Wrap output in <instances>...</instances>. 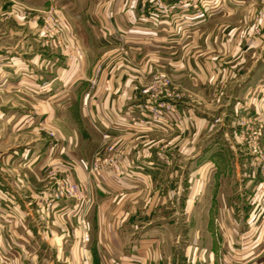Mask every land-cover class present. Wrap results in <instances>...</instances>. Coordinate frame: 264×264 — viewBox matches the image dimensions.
Segmentation results:
<instances>
[{
  "label": "crops",
  "instance_id": "0c3cea01",
  "mask_svg": "<svg viewBox=\"0 0 264 264\" xmlns=\"http://www.w3.org/2000/svg\"><path fill=\"white\" fill-rule=\"evenodd\" d=\"M11 1L29 11L48 2L2 0ZM51 1L66 18L67 46L83 57L47 49L31 24L9 30L21 36L14 45L0 44V264H264V173L243 153L234 119L252 115L264 133V8L255 37L257 0H217L222 8L205 20L180 8L182 0ZM222 12L232 14L229 34L242 37L222 77L223 98L210 111L179 101L165 122L144 128L124 122L136 112L154 50L167 51L161 64L173 80L207 97L223 67L190 61L180 48L189 36L204 45L205 35H219ZM103 132L123 151L116 180L87 172L105 147ZM139 133L155 135L134 140ZM62 177L91 202L63 199L47 210Z\"/></svg>",
  "mask_w": 264,
  "mask_h": 264
},
{
  "label": "rangeland",
  "instance_id": "374dc122",
  "mask_svg": "<svg viewBox=\"0 0 264 264\" xmlns=\"http://www.w3.org/2000/svg\"><path fill=\"white\" fill-rule=\"evenodd\" d=\"M204 2L210 3L211 0H204ZM217 3V0H215ZM257 9L256 14L257 17L252 19V27L254 29L255 37H258L260 34V17H262V9L264 8V0H257ZM218 9H221L223 4L222 2H218ZM158 12L160 11L159 6L157 4H153ZM30 9L25 7V4H21L15 1H11L10 4H4L2 0H0V44H4L5 41L11 42L10 44H15L16 41L20 40V35H10L9 30L11 29H20V27L25 25H33L38 30V39L39 42L46 47L47 49H60L55 46L57 44V34H53V36L49 37L50 32H54L56 30H60V33L63 35L64 40H67L66 30H65V16L62 11L59 9L54 2L48 0L47 4L45 3L42 7L35 9L34 11H29ZM155 10V11H156ZM216 12V11H215ZM213 12V13H215ZM209 13L204 17H200L202 20L208 19L209 15L213 14ZM47 15H51L47 18ZM232 15V14H230ZM229 13L222 12L217 16V22L214 27H219L220 34L214 35H205L203 38L204 45H201L197 40L196 35L189 36L184 42L186 43L187 49L185 50L183 47L180 48L181 52H185V54L189 57L190 61H207L209 60L219 64L220 69L223 67V70H226V73L219 72L215 75L213 79H217L212 82H209L207 97L201 98L197 97L191 90L185 89L182 85H180L177 81L173 80L171 71L167 69L165 65H162L161 62H165V53L166 50H154L153 54H155V63L151 65V68L148 72L142 74L141 80L138 86V95L137 101L133 104L135 108V114H129L124 118V122L133 127L139 129L144 128L149 124L157 123V122H165L167 118L171 115L175 114L176 106L179 101H186L192 105H198L207 110H211L214 105H216L217 101H220L223 98L222 91L225 87L224 85V77L223 75H227L229 77V72L227 71V65L229 61H231L233 57V46L235 38H242L240 36H234L229 34L227 25L229 23ZM19 16V17H17ZM211 19V18H210ZM260 19V20H259ZM56 20V21H55ZM20 23V24H19ZM46 32L48 34L45 36L43 33ZM210 33V32H209ZM208 40V42H207ZM45 41L50 43V46L45 45ZM8 42L6 44H8ZM208 43V44H206ZM68 51H65V55L70 59L69 53L74 51H79L81 59L83 57V53L80 49L76 48V50H70L67 47ZM64 50V49H63ZM74 50V51H73ZM120 55L125 60L131 58V53L127 52V50L120 49ZM253 57L250 58V62L253 64V68L258 64L259 59L255 62L256 56L258 55V48H252ZM148 57L147 53L145 57ZM157 56V57H156ZM218 66V65H217ZM99 65H97L95 72L99 71ZM218 67H216L217 70ZM225 73V74H224ZM228 73V74H227ZM190 76H193L191 79H195L194 77L197 75L196 71L193 70ZM190 79L189 77H187ZM212 79V78H211ZM192 83V82H191ZM193 87V84L189 85ZM225 90V89H224ZM199 98V99H198ZM148 109V110H147ZM150 109V110H149ZM157 109L159 112L154 113L153 110ZM27 122H33L34 116L32 114L27 115ZM214 119V118H213ZM235 125L239 127L238 131V141L243 146V153L248 154L252 159V165L259 167L260 170L264 173V138H263V125L260 121L255 119L252 115L240 114L234 117ZM218 118H215L213 121L216 122ZM150 135H155L154 133H139L138 136L133 135L134 140H142L147 139ZM101 140L104 144L103 151L99 152L104 157H117L116 154L123 152L121 149L117 147V143L115 140H111L110 137L103 138L101 134ZM95 156V154H94ZM93 156V157H94ZM92 157V158H93ZM91 158V160H92ZM118 158V157H117ZM119 160V158H118ZM119 162V161H118ZM120 164V163H119ZM88 172V169H87ZM65 179V177H62ZM59 180V179H58ZM72 181V180H71ZM76 183V182H74ZM56 185V183H55ZM54 185V187H55ZM76 185H78L76 183ZM80 190L81 187L78 186ZM256 200L258 195H255ZM261 196V195H260ZM73 199L82 204H89L91 202V198L89 202H86L84 196L80 195L79 197L69 198ZM261 200L264 199L260 198ZM264 205V202L261 203ZM260 209L258 212L262 211ZM258 214V213H257ZM81 223V222H80ZM84 224L87 229V224L84 219ZM88 232V231H87Z\"/></svg>",
  "mask_w": 264,
  "mask_h": 264
},
{
  "label": "built area",
  "instance_id": "2783aa9c",
  "mask_svg": "<svg viewBox=\"0 0 264 264\" xmlns=\"http://www.w3.org/2000/svg\"><path fill=\"white\" fill-rule=\"evenodd\" d=\"M160 7L163 6V3L160 1L155 3ZM180 8L184 10H189L193 9L194 15L198 17H204L205 15L209 13H213L218 10V2H204V0H182L179 4ZM50 17L54 23V20L51 15H47V18ZM56 21V20H55ZM60 30H56L54 32H50V34H46L44 32L43 34L45 36H53V34H57V44L55 46L59 47L60 49H64V51H68L67 49V41L64 40L63 35L60 33ZM46 46H50V43L48 41H45ZM79 51H74L72 53H69L70 59L72 58H80L81 55H78ZM148 110V109H147ZM150 110V109H149ZM154 113L159 112L157 109L153 110ZM103 138H108L110 137L109 133L103 132L102 133ZM117 157H104L101 154H95V156L92 158V160L89 163L88 166V175H101L102 173H110V176L113 180H116L122 175V167L118 162ZM80 195L84 196L86 199V202H89L90 197L83 191L80 190L78 185L74 183V181H71L70 179L66 178L62 179L59 178V180L56 181V185L54 187L52 196L50 198H47L45 200V208L48 210L52 209V207L60 200L63 199H69V198H74L79 197ZM81 222V227H82V236L81 240L82 242H86L88 240V232L84 224V218L82 217L80 219ZM86 261L84 260L83 263Z\"/></svg>",
  "mask_w": 264,
  "mask_h": 264
}]
</instances>
